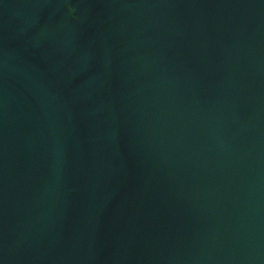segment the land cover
Returning <instances> with one entry per match:
<instances>
[{
	"label": "water",
	"instance_id": "95a60500",
	"mask_svg": "<svg viewBox=\"0 0 264 264\" xmlns=\"http://www.w3.org/2000/svg\"><path fill=\"white\" fill-rule=\"evenodd\" d=\"M0 264H264V0H0Z\"/></svg>",
	"mask_w": 264,
	"mask_h": 264
}]
</instances>
